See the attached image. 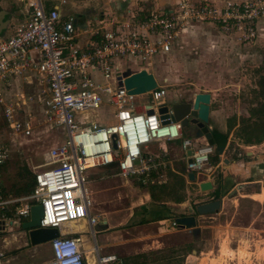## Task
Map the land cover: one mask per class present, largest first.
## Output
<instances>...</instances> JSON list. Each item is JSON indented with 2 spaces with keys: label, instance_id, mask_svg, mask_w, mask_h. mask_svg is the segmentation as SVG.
<instances>
[{
  "label": "built area",
  "instance_id": "obj_1",
  "mask_svg": "<svg viewBox=\"0 0 264 264\" xmlns=\"http://www.w3.org/2000/svg\"><path fill=\"white\" fill-rule=\"evenodd\" d=\"M26 5L25 18L15 23L10 35L0 36V116L12 135L31 134V118L20 115L29 97L17 86L34 79L40 87L42 122L63 131L64 139L42 153L28 195L6 200L0 192V211L9 202L25 200L14 207L10 223L15 224L29 215L30 200H38V226L57 230L48 240L49 259L41 264H89L88 257L92 264H129L94 243V228L106 219L90 212L89 172L97 169L120 179L135 176L142 185L164 183L170 168L164 142L179 141L184 171L197 179L205 175L214 148L204 138L200 142L198 137H182L180 122L170 119L164 85L156 80V86L145 92L150 104L134 107L131 100L136 94H128L122 83L126 70L118 72L112 59L127 56L148 65L152 57L169 52L178 34L196 23H208L240 45H264V0H173L166 7H139L112 27L95 28L83 42L78 41L72 15H60L57 7H46L40 0H28ZM13 86L15 93L10 92ZM160 106L166 111L160 113ZM104 107L110 116L107 122L87 120L88 111ZM151 142L158 143L152 154L141 148ZM8 155L0 144V165ZM70 221H84V227L71 229ZM64 226L68 229L62 230ZM167 226L178 224L169 219ZM85 228L93 240L88 247L82 236ZM1 257L0 253V264Z\"/></svg>",
  "mask_w": 264,
  "mask_h": 264
},
{
  "label": "rangeland",
  "instance_id": "obj_2",
  "mask_svg": "<svg viewBox=\"0 0 264 264\" xmlns=\"http://www.w3.org/2000/svg\"><path fill=\"white\" fill-rule=\"evenodd\" d=\"M81 1L77 0L75 4H71L72 1L67 0L65 4L60 3V7L64 8L67 4L76 6ZM191 1L201 3L205 0ZM8 2L10 7L12 0ZM46 4L49 5L50 2L47 1ZM135 8L133 6L131 12ZM13 11L11 7L10 18ZM74 16L77 22L81 21L79 14ZM18 18L16 17V21H11L12 23L10 22L0 32V36H4L7 32L6 35H10ZM125 18H128V14ZM116 21L117 14L112 11L109 17L104 18V24L100 28L112 27ZM97 27L95 20H92L90 29L94 30ZM111 62L113 65H118V72L127 69L147 70L158 84L164 85L168 103L187 101L193 93L208 92L213 97L211 102L213 114L204 125L221 133L226 131L227 117L234 115L237 120L239 117H246L247 110L257 107L262 101L256 97L255 91L258 88L259 77L264 75V45L237 44L234 40L218 33L216 27L208 23H196L194 27H188L180 32L172 49L165 54L152 57L148 65L139 59L127 56L112 59ZM17 88L22 89L29 97L20 115L31 118L32 131L28 136H14L0 116V144L6 147L9 154L0 166V184L4 190L2 198L6 200L26 196L14 195L13 187L23 182L26 177H29L28 175L33 176L35 167L42 162V153L51 145L64 139L63 131L49 128L42 122V108L37 101L40 87L36 81L33 79L30 84L20 83ZM17 88L11 87L10 92L15 93ZM131 102L134 107L150 104L147 93L135 95ZM109 119L106 108L87 112L88 121L107 122ZM194 128V125L189 122L182 126V137H191ZM226 141L224 155L227 159L251 160L250 153L246 155L241 153L243 150L250 151V149L244 148L245 145L235 136L234 130L227 134ZM178 142H173L177 148ZM261 143L255 146L264 149V140ZM154 147V143H147L145 148H141L152 154ZM180 156L173 157L175 158L172 162L174 166L182 164ZM170 173H172L170 168H167L165 182L161 183V185H167L169 189L156 199L172 200L174 195H181L184 205L174 206L173 209L188 212L194 217L198 216L195 214L194 207L201 197L193 194L194 185L187 181L188 183L183 182L179 187L169 178ZM214 175L216 180L222 179V174L218 170L214 172ZM88 180L86 187L91 199L90 212L107 220L106 225L100 223L101 226L94 228V243L101 247L103 244L109 245L115 241L116 250L112 253L120 256L126 263L155 264L157 262L155 258L158 255L153 256L150 252L170 247L174 251V257L169 264H209V259L216 260L214 257L218 256V249L220 252L225 249L235 255L231 260L225 258L220 264H264V256L257 255L258 248L264 245V190L262 189L263 193L262 190L259 193H252L264 188L263 175L246 177L245 180L257 182L244 187L236 184L238 180L230 184L226 183V191L222 196L219 209L212 215L210 213L200 215L195 226L187 231H176L167 226L171 218L169 215L161 224L153 219L152 213L156 208L153 197L149 194L152 191L154 195L159 193L149 185L139 184L135 176L120 179L108 172L94 169L89 172ZM172 188L173 191H171ZM30 201L34 202L30 204L32 206L36 205L38 200ZM24 202L23 199L9 202L5 208L10 210L8 216L4 213L5 209L0 211L2 264H41L49 259L48 241L30 245L26 231L20 227L21 220L15 224L10 223V220L14 218V207L22 206ZM174 212L171 213L174 214ZM25 219H29V215ZM140 219L142 222H139ZM75 227L80 229V226ZM158 227H160L159 230ZM67 229L65 226L62 228V230ZM104 235L106 238L102 239ZM82 236L86 244H93L89 228L83 230ZM107 247L103 250L108 249ZM189 249L193 252L190 253ZM142 253L145 256H142ZM246 256L248 257L245 259Z\"/></svg>",
  "mask_w": 264,
  "mask_h": 264
},
{
  "label": "crops",
  "instance_id": "obj_3",
  "mask_svg": "<svg viewBox=\"0 0 264 264\" xmlns=\"http://www.w3.org/2000/svg\"><path fill=\"white\" fill-rule=\"evenodd\" d=\"M7 1H9V0H7ZM7 1L6 0H0V10H3L4 12L9 13L10 8L12 7L14 9V11L12 12V16L10 18L11 21H14V20L16 21V17H19L17 22L23 20L26 16V10H27L26 2L28 0H12V5L10 7H9V2L7 3ZM40 1H42L46 7H50V6L57 7V9L60 12V15H66V14L72 15L73 19H74V26L76 27V33H77L78 41L83 42L89 37L91 31L93 30L92 28L90 29V26L92 24V20H95V24L98 27H100L101 25L104 24V18L109 17L112 11L116 12L117 20H123V19H125V16L127 13L128 14L131 13V8L133 6L136 7L134 10H137L139 7L143 8V9H148L150 7H153V8L166 7V6H169L173 0H82L84 2L81 1V3L79 5L71 6V5L67 4V5H65L64 8L60 7L61 6L60 3L65 4L67 2V0H40ZM47 1L50 2L49 5L46 4ZM71 1H72L71 4H75L77 2V0H71ZM86 1L90 2V4H87ZM102 1H105L104 3H105L106 7H102V10H105L104 11L105 14H103L102 16H99V15H97V12H98V7H99L100 3L103 4ZM137 3H141V4H137ZM88 7H90V9ZM127 11H129V12H127ZM13 13L15 16L13 15ZM74 14H79L81 16L80 17L81 21L77 22L78 20L74 16ZM93 17H95V19H93ZM106 28H109V27H106ZM7 33H5V35ZM203 91H205V90H203ZM211 102H213V97L210 94L207 120L211 119V115L213 114V111L211 110ZM206 127H207V125H206ZM207 129L211 130V128H207ZM181 131H182V129H181ZM196 131H197V128L195 127L193 132H192L193 135L191 137H196V135H195ZM202 134H204V133H202ZM203 138H204L203 135L198 136V140L200 142H203ZM173 142L174 141L164 142V144L166 145V149H167V155H168L167 160L170 163V171L173 174L180 176L184 183L189 182L190 184L194 185L193 188H194L195 192L193 194L201 197L196 201L197 203H203V202L210 201L209 198L211 197V191L216 187L217 180L214 177L215 176L214 172H217V170H218V172H220L222 174V176H221L222 177L221 188L227 187V186H225L226 183L230 184V183H232V181H237V180H238V182H236V184L243 185L242 187H244L245 185L252 184V182H253V181L245 180L246 177L256 176V175H263L264 176V155H261V153H264V149L257 148V146H255L256 144H248V145L244 144L245 145L244 148H249L250 151L243 150L241 153H244L245 155L250 153L249 154L250 155L249 158L251 159L250 161H247L243 158L236 159V160L227 159L225 157L226 155H224L225 149L227 147V141H225V145H224L223 149L218 154V158H219L218 162L215 164L210 162V157H212L213 154L215 153V150H214L213 154L209 157V161L206 165V169H205L206 172L204 173L205 177L200 179L202 181H210L211 182V189L206 190V191H200L198 188V185H197L198 184L197 181H199L198 178L197 179L194 178V181H188L184 177V174L186 172L184 171L183 154L179 149V142L177 145L178 148L174 146ZM261 142H259V143H261ZM151 143L155 144L154 150L152 152L158 151V149H157L158 143L157 142H151ZM259 143H257V144H259ZM159 144L162 145V143H159ZM261 144H263V143H261ZM261 144H259V145H261ZM212 146L214 148V145H212ZM235 153H240V152H235ZM179 155H181L179 159H181L183 162L181 165L174 166V164H172V162L175 161V158H173V157L179 156ZM224 159H226L227 162H223ZM254 181H256V180H254ZM233 185H231V187ZM262 189L264 190V188H261L260 191L252 192V193H259V192H261ZM263 190H262V193H263ZM225 191H224V193H225ZM223 195L224 194L221 193V198ZM183 203H185V202H183ZM183 203L182 202L176 203V202H173L172 200H162L161 199L160 202H154V204L159 205L160 208L157 207V209H154L152 214H154V217L155 216H165V215L170 216V213L175 211L173 209L174 206H178L181 204L184 205ZM170 206H173V207H170ZM179 212L180 211H175L174 212L175 214L173 216H171L170 219H175L176 217H179L180 216V215H178ZM210 214L212 215L214 213H210ZM211 215H208V216L211 217ZM201 216L198 215V216L194 217L195 222H197ZM159 220H166V218L159 219ZM159 220H157V223H159ZM83 223H84V221H78V222L71 221L67 226L71 229H76L75 226H80V228H83L84 227ZM104 225H106V223ZM98 226H101L100 223H98V225L96 227H98ZM159 228L160 227H158V230H159ZM171 229H175L176 231H187V230H189V228H180V227L171 228ZM105 238H106V236L104 235L102 239H105ZM110 239L112 241V239H113L112 235L110 236ZM114 243H115V241H112V243L109 245L103 244L101 246L102 250H103V248L105 249L108 246L107 247L108 249L103 250V252H112L113 250H116V247H115L116 244H114ZM218 254H220V249H218Z\"/></svg>",
  "mask_w": 264,
  "mask_h": 264
},
{
  "label": "water",
  "instance_id": "obj_4",
  "mask_svg": "<svg viewBox=\"0 0 264 264\" xmlns=\"http://www.w3.org/2000/svg\"><path fill=\"white\" fill-rule=\"evenodd\" d=\"M98 7L97 15L102 16L105 14V10L102 7L105 6V1H102ZM5 12L0 10V31L5 28L7 20L2 21L1 18ZM123 87L128 94H142L148 90L153 89L156 86L154 76L147 72L145 69L138 71L126 70L122 74ZM210 101V94L208 92L193 93L191 98L187 101L170 103V119L171 121H179L181 126L186 125L188 122L193 124L196 128V137L203 135L205 140L210 137V133H201L200 128L207 122L208 107ZM165 106L159 107V112L166 111ZM189 154V151H186ZM223 162H227L224 159ZM194 175L192 172L186 173V179L188 181H194ZM198 188L200 191H206L211 189L210 181L198 182ZM222 204L221 195L218 199L210 200L207 202L199 203L194 207L195 212L198 215L209 214L217 211ZM41 216V209L39 204L29 206V219L20 223L21 229L27 233L28 242L30 245H36L48 241L49 239L57 235V230L54 227H39L38 222ZM175 222L180 228H191L195 226V219L193 215H184L176 217ZM193 250H191V253Z\"/></svg>",
  "mask_w": 264,
  "mask_h": 264
},
{
  "label": "trees",
  "instance_id": "obj_5",
  "mask_svg": "<svg viewBox=\"0 0 264 264\" xmlns=\"http://www.w3.org/2000/svg\"><path fill=\"white\" fill-rule=\"evenodd\" d=\"M257 90L255 91L256 97H259L262 101L258 104L257 107L249 108L247 110L248 116L246 117H239L238 120L235 118L234 115L227 117L225 120V126L226 131L224 133H221L217 130H208L206 125H203L200 128L201 133H210V137L207 139V142L211 145H214L215 153L212 157H210V162L215 164L218 162V154L221 152L225 145L226 136L231 131L234 130L235 136L241 140V142L245 145L248 144H257L264 140V75H261L257 81ZM2 166V165H0ZM28 175V173H27ZM29 177H26L23 182L17 184L14 186V195L21 196V195H27L31 192L34 184V179L32 175H28ZM169 178L172 179V181H175L176 184L181 187L183 180L180 176L175 175L173 173L169 174ZM200 180V179H199ZM171 184V183H170ZM168 184V185H170ZM222 179L217 180L216 187L211 191V197L209 200L218 199L222 194H224L225 188H221ZM151 188L155 191H158L159 195H154L153 191L149 194L154 202H160L161 199L158 198L161 194H164L169 189L167 185L160 184V185H149ZM223 186V185H222ZM3 186L0 184V192L2 193ZM173 191V188L171 189ZM222 191V192H221ZM174 194V193H171ZM162 197V196H161ZM173 202H182L183 198L181 195H174ZM30 204H34V202L30 201ZM196 204V203H195ZM194 204V206H195ZM199 204V203H197ZM156 209L157 207L160 208L159 205L154 206ZM162 207V206H161ZM10 210L5 209L4 213L6 216H8ZM175 214V213H174ZM174 214L170 213V216H173ZM197 215V213L195 212ZM167 216H155L153 219L159 220L163 218H167ZM21 222L25 221V218L20 219ZM20 222V223H21ZM139 222H142V219H140ZM191 250V249H189ZM164 252H166L164 254ZM151 255L158 257L155 258V261H157L155 264H169L170 260L174 257V251L172 248H161V249H155L150 252ZM142 256H145L144 253L141 254ZM258 256H264V245L259 247L257 250ZM235 255L229 253L225 249H222L220 254H218L217 257H214L216 260L212 261V259H209V264H220L221 261H223L225 258H228L231 260ZM248 256L245 257V259ZM128 260V259H127Z\"/></svg>",
  "mask_w": 264,
  "mask_h": 264
},
{
  "label": "flooded vegetation",
  "instance_id": "obj_6",
  "mask_svg": "<svg viewBox=\"0 0 264 264\" xmlns=\"http://www.w3.org/2000/svg\"><path fill=\"white\" fill-rule=\"evenodd\" d=\"M1 20H2V21L7 20V23H6V25H5V27H7L8 24L11 22V20H10V16H9V13H8V12H5V13L3 14ZM11 23H12V22H11ZM2 30H3V29H2ZM2 30H1V31H2ZM1 31H0V32H1ZM255 182H257V181H253L252 183H255Z\"/></svg>",
  "mask_w": 264,
  "mask_h": 264
},
{
  "label": "bare ground",
  "instance_id": "obj_7",
  "mask_svg": "<svg viewBox=\"0 0 264 264\" xmlns=\"http://www.w3.org/2000/svg\"><path fill=\"white\" fill-rule=\"evenodd\" d=\"M70 222H71V221H70ZM70 222H68V224H69ZM86 247H88L87 244H86ZM88 263H89V264H92V259H91L90 257H88Z\"/></svg>",
  "mask_w": 264,
  "mask_h": 264
}]
</instances>
